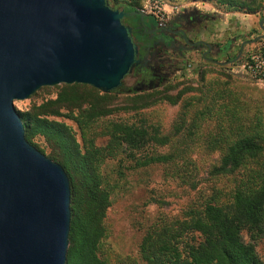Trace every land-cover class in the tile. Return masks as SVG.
<instances>
[{"label":"trees","instance_id":"16d2710c","mask_svg":"<svg viewBox=\"0 0 264 264\" xmlns=\"http://www.w3.org/2000/svg\"><path fill=\"white\" fill-rule=\"evenodd\" d=\"M106 1L111 7V0ZM211 1L232 12L251 15L260 14L264 7L262 0ZM136 5L134 1L123 7L132 11L137 9ZM59 88L55 99L18 113L25 124L27 141L38 149L35 140L45 139L51 152L46 155L45 150H38L59 163L70 179L72 221L67 264H108L99 253L106 233L104 221L111 206L101 165L124 155L136 160L138 154L152 145L170 146V152L154 153L144 162L137 160L138 166H171L185 159L183 145L191 147L199 139L201 121L213 114L216 98L212 91H202L197 99L201 110L191 119L190 109L185 110L175 122L174 133L164 135L158 126L106 119L121 112L145 109L152 98L155 102L166 100L176 105L183 93L138 95L131 105L118 106L114 100L123 93V88L111 93L81 84ZM227 98L236 100L238 105L221 110L220 114L227 116L219 115L215 134L203 137L221 152L210 176L231 178L232 186L225 194V190L215 192L201 205L189 208L183 219L164 220L152 226L140 245V256L146 264H264L257 252V243L264 240V105L249 99L252 102L249 109L254 112L246 119L241 111L249 112L247 107L232 93ZM59 117L76 123L82 134L81 142L71 126L56 120ZM175 142L183 145L172 150ZM188 184L192 189L197 187L196 182Z\"/></svg>","mask_w":264,"mask_h":264},{"label":"water","instance_id":"95a60500","mask_svg":"<svg viewBox=\"0 0 264 264\" xmlns=\"http://www.w3.org/2000/svg\"><path fill=\"white\" fill-rule=\"evenodd\" d=\"M127 15L106 0H0V264H67L72 221L70 179L27 141L15 102L44 87L123 88L139 63Z\"/></svg>","mask_w":264,"mask_h":264},{"label":"rangeland","instance_id":"374dc122","mask_svg":"<svg viewBox=\"0 0 264 264\" xmlns=\"http://www.w3.org/2000/svg\"><path fill=\"white\" fill-rule=\"evenodd\" d=\"M134 1L137 10L153 15L155 1H159L162 21L169 20L176 13L190 6L219 14L220 17L212 29L214 37L210 31L205 34L204 39L214 44L228 45L233 42L235 45L230 54H222L218 57V65L205 63L199 56L189 54L190 59L177 75L156 91L128 93L125 90L133 88L134 80L132 77L125 79V90L114 100L118 106L131 105L132 100L138 95L161 94L162 96L164 92H168L171 96L183 93V97L176 105L166 100L155 102V98H152L150 105L145 109L129 113L121 112L106 120L146 123L160 127L164 135H172L176 120L185 113V110L190 109L189 119L201 110L197 99L201 97L202 91H212L216 105L213 114L205 116L201 121L203 128L198 134L199 139L191 147L181 142L178 144L175 142L171 146L173 150L174 147L183 145L185 159L178 160L171 166H138L137 160L144 162L154 153L170 152V146L152 145L138 154L136 160L124 155L122 158L103 162L100 171L104 185L111 195V206L104 221L106 233L101 240L99 253L101 259L106 260L108 264H146L140 256V245L152 226L164 220L183 219L189 208L201 205L215 192L223 190H225L223 194L227 192L226 190L232 186V179H214L209 174L212 166L219 160L221 152L214 149L209 140L203 136L215 134L219 115L227 116L220 114L221 110L226 106L232 108L233 105H238L236 100L227 98L228 93L234 94L238 102L249 110V112L241 111L243 118L248 119L254 112L249 109L252 107L249 99L254 98L264 105V86L249 76L238 73L234 66L241 51V41L260 42L263 36L261 22L264 25V7L260 14L251 15L242 11L232 12L233 10L228 7H220L211 0H120L117 3L111 0V4L123 7ZM262 4L264 6V0ZM60 86L41 88L29 99L16 101L17 111H28L34 104L40 105L47 100L55 99ZM217 94L219 97H216ZM190 104L192 106H186ZM56 120L71 126L81 142L82 134L75 122L60 117ZM102 124L103 121L99 123ZM99 143L103 144V141ZM35 144L38 149L45 150L46 155L51 152L45 139H36ZM182 175L184 178L181 177ZM188 182H196V189H192ZM257 252L264 261V240L257 243Z\"/></svg>","mask_w":264,"mask_h":264},{"label":"flooded vegetation","instance_id":"af4514ba","mask_svg":"<svg viewBox=\"0 0 264 264\" xmlns=\"http://www.w3.org/2000/svg\"><path fill=\"white\" fill-rule=\"evenodd\" d=\"M111 8L128 14L122 23L129 30L137 50L136 61L139 63L127 76L133 78L134 86L126 90L123 87L128 93L156 91L165 86L187 63L189 54L199 56L205 63L217 65L220 55L229 54L224 47L219 50L216 43L205 44V34L212 31L219 18L216 13L190 6L169 20L161 21L153 14L144 12L143 17L132 15L142 12L137 9L131 11L120 6ZM231 49H234L233 46Z\"/></svg>","mask_w":264,"mask_h":264},{"label":"built area","instance_id":"2783aa9c","mask_svg":"<svg viewBox=\"0 0 264 264\" xmlns=\"http://www.w3.org/2000/svg\"><path fill=\"white\" fill-rule=\"evenodd\" d=\"M154 16L163 20L159 1H155ZM236 71L245 74L264 86V39L258 43H252L243 51L242 56L234 64Z\"/></svg>","mask_w":264,"mask_h":264},{"label":"crops","instance_id":"0c3cea01","mask_svg":"<svg viewBox=\"0 0 264 264\" xmlns=\"http://www.w3.org/2000/svg\"><path fill=\"white\" fill-rule=\"evenodd\" d=\"M218 16H219V14H218ZM219 17H220V16H219ZM213 32H214V30H212V36L214 37ZM246 42H247V41H241V42H240V45L245 44ZM211 43H212L211 41H207L206 44L209 45V44H211ZM216 44H217V43H216ZM231 44H232V45H231ZM217 45L219 46V50H221V48L224 47L225 50H226V53H227V51H228V53L230 54L231 51H232L231 48H232V46H233V48H234L235 43H233V42L231 43V42H230V43H228V45H227L226 43H224L223 45H221L220 43H218ZM247 46H248V45H247ZM247 46H246V48H247ZM246 48H245V49H246Z\"/></svg>","mask_w":264,"mask_h":264}]
</instances>
